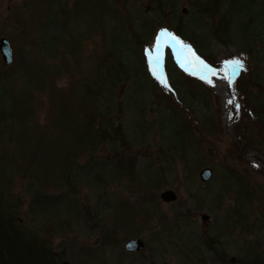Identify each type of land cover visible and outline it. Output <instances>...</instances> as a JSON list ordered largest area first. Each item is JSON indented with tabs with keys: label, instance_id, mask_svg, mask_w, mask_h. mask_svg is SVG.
<instances>
[{
	"label": "trees",
	"instance_id": "16d2710c",
	"mask_svg": "<svg viewBox=\"0 0 264 264\" xmlns=\"http://www.w3.org/2000/svg\"><path fill=\"white\" fill-rule=\"evenodd\" d=\"M137 1L24 0L17 4L20 11L14 15L13 35L8 36L16 44L22 37L20 29L32 32L34 37L27 44H31L42 62L49 60L50 64V69L45 68L38 76L31 75L27 81L32 97L41 91L53 93L57 90L55 81L62 74L73 75L75 70L79 71L77 62L72 64L71 60L84 41L94 33L102 40L92 79L88 78L76 91L72 88L77 102L66 112L67 120L31 121L34 110L28 109L21 97H14L7 89L0 93V241L10 244L8 254L0 250V264H63L65 253L54 249L42 228L57 219L66 223L80 218L82 204L70 197L75 187L88 188L96 197L90 218L81 221L86 226L88 222L89 232L93 231L99 238L90 253L82 250L87 260H96L101 248L115 243L113 234H103L101 222L121 226L119 231H124V225L133 224L134 208L122 197L110 198L107 189L114 178L119 182H133L136 164L127 153L145 136V128L148 129L141 111L150 97L159 103L171 99L183 108L180 111L183 115L173 110L156 120L165 137L164 145L160 143L159 151L156 150L158 155L189 161L193 176L214 159L224 162V154H218L217 141L191 140L190 134L194 131L190 132L185 122L202 121V131L214 135L219 130L218 97L205 82L182 71L169 51L163 64L167 87L159 82L147 62L148 44L143 37L148 36L154 23L168 24L210 66L208 42L211 38L220 44L236 45L247 58V71H242V66L236 83L241 80L246 87L256 88L245 93L246 101L255 109L250 121L256 136L264 129V0ZM139 2L140 9L144 5L152 9L135 12L133 8ZM146 12L153 13L150 21L145 19ZM7 79L3 76L0 84ZM123 84L130 92L120 99L116 90ZM129 110L141 117L134 125L133 136L121 122ZM238 118L236 115V121ZM46 130L49 133L43 135ZM257 138L234 139L231 148L236 150V147L239 153L247 145H264L263 139ZM205 143L207 153L201 155L200 146ZM102 147L108 150L105 155H100ZM40 153L46 162L41 161ZM79 157L87 161L80 163ZM45 166L51 171L47 177L46 173L33 177V169L43 168L45 172ZM225 168L220 176L221 193H233L235 204L228 209L222 225L234 231L240 219L247 217L245 209L254 197L249 181L246 186L240 179V172L248 167ZM52 175L54 180L50 181ZM159 176V169L153 171L147 165L139 178L135 177L137 192L144 195L142 202L146 208L157 206L152 202V193L156 190L152 182ZM20 182L21 190L17 189ZM49 186L59 189L60 193L49 194L53 191ZM257 203L261 211L259 221L263 223L264 201L260 198ZM242 214L245 217H240ZM61 229V224L56 226V230ZM197 241L198 244L189 241L187 245L202 246L201 252L210 257L209 264H264V249L257 242H243L236 252L229 241L210 232H205V237L202 235Z\"/></svg>",
	"mask_w": 264,
	"mask_h": 264
},
{
	"label": "rangeland",
	"instance_id": "374dc122",
	"mask_svg": "<svg viewBox=\"0 0 264 264\" xmlns=\"http://www.w3.org/2000/svg\"><path fill=\"white\" fill-rule=\"evenodd\" d=\"M22 1L24 0H0V37L8 38L13 46V60L10 65L5 66L0 55V79L3 76L8 77L7 80H1L0 93L3 89H7L14 97H21L28 109L34 110L31 121H65L68 118L66 112L77 102V100L75 101L76 88L83 86L86 80L91 78L92 72H94V65L101 49L100 42L102 38L98 37L97 33H94L92 37L83 42L82 48L78 50V54L72 56L73 59L71 60L72 64L75 61L77 62L79 71L75 70L73 75L62 74L55 81L56 91L53 93L48 91L36 93V91L34 92L36 93L35 97H32L28 93L27 81L31 75L35 74L34 76H38L42 74V71L45 72V68L50 69V64L49 60L47 62L43 60L42 62L40 55L32 48L31 44H27V41L29 42L34 37L32 32L29 31L28 33V31L23 30L24 28L20 29L22 37L19 38L16 44L14 43L15 45L8 36L10 35L9 33L13 35V28L15 27L13 25L14 15L18 13L16 11H20L17 4ZM139 5L140 2L134 6L135 12L143 9L146 11L147 9H152L148 5H144L143 9H140ZM151 18H153V13L146 12L145 19L150 21ZM137 21L135 20L136 23ZM161 28H166L178 37L172 29L168 28V24L161 26L154 23L151 29L148 30V36L143 35L148 44V56L161 67L163 52L165 49H169L177 65L185 73L205 82L218 97L219 130L214 135H209L202 131V121L185 122L190 126V132L194 131L193 137L190 134L191 140L195 138L200 139V142L202 140L206 142L209 139L217 141L218 154H224V162L223 160L217 161L214 159L208 165L203 166H208L213 171L212 179L208 183L203 184L198 177L201 168L195 171L193 176V172H191L192 164L189 161L182 162L177 159H169L168 156L158 155L160 143L165 137L162 135V130H160V122L156 120L159 119V116L162 118L167 116L173 110L181 113L180 111L183 108L171 99H167L168 102L164 100V102L159 103L158 100H153L152 97L148 98L141 111L142 120L146 122L148 129L145 128V136L139 139L136 146L127 153V156L132 157L136 164L134 166L135 177L139 178L140 172L143 173L147 165L151 166L153 171L159 169V178L154 179L152 182L156 186V190L152 193L154 196V201L152 202L156 203L157 206L153 208L144 207L142 202V196L144 195L137 192V179L134 176L132 183L124 180L119 182V179L114 178V183L110 184L107 189L110 198L115 195V197L126 199L130 206L134 208L136 217L133 219V224L124 225L125 232L123 230L119 231L121 226L114 227L115 225L108 221L101 222L104 228L103 234H113L116 238L115 243L114 245L101 248L100 257L96 259L98 261L87 260L82 250L85 253H90L98 245L99 238L93 231L89 232L87 227L90 224L88 222H86L88 224L86 226L81 221L90 218L92 209L96 205V197L95 192L88 188L75 187L70 197H74L79 204H82V213L81 211L78 212V218L79 216L80 218L66 223L57 219L42 228L44 236L52 243L54 249L65 253L66 257L63 261L66 263L209 264L210 257L202 253L203 250L201 252L202 246L195 248L187 245L189 241H194L198 244L197 240H200L202 235L205 237V232H210L211 235H216L224 238L227 242L229 241L234 247L233 250L238 247L237 251H239V247L242 246L243 242L245 244L248 241L257 242L264 249V221L263 223L259 221L261 211L259 209L260 205L257 203L260 198L264 201V145L260 147L247 145V148H244L241 154V152L237 153L236 147V150H232L230 144L234 139L244 141L250 137H258L257 139H263L264 142V129L256 136L257 132H255L254 127L252 128L253 122L250 120L251 116L254 115L255 109L252 103L246 101L245 95V93L254 91L256 88L252 86L246 87V83L241 80L236 83L239 78L238 72H240V68L243 66L244 69L242 68V71H247V58L236 45L220 44L210 37L211 39L208 42V50L211 53L209 61L212 63L211 67L215 70L214 72L202 71L200 61L206 62L187 44L183 52H180L179 48L173 49L170 45L162 46L160 61L157 63L155 61L156 51L154 45L156 36ZM232 60H239L242 66L225 63ZM231 66L236 67L235 76L238 75L235 78H231L228 74ZM61 72L64 73V71ZM202 75L204 79L201 78ZM229 80L231 84H229ZM206 81H211V83ZM236 84L237 89L235 88ZM128 90V86L123 84L118 87L116 94L121 99L129 94L130 91L128 92ZM237 105L239 106L238 111ZM236 115L239 116L238 121H236ZM141 117L133 111H125L121 117V122L125 124L128 134L134 135V125L138 123V119ZM48 131L46 130L43 135L45 133L48 134ZM209 136L212 138H208ZM162 145L164 144L162 143ZM207 147L208 144H201V155H206ZM157 149L158 153L156 152ZM107 151V148L102 147L100 155H105ZM241 155H243L242 160L240 159ZM40 159L46 162L43 153H40ZM78 160L80 163L87 161L83 157H79ZM243 165L247 166L248 169L246 171L238 170V172L241 171L240 179L242 184L246 186L249 181L252 187V192L250 193L254 198L245 209L247 217L245 220L240 219L233 231V228H223L222 224L228 209L235 204V197L231 192L223 191L221 193L222 181L220 176L226 169L225 166L241 169ZM45 167V172L43 168L33 169V177L39 173H46L47 177V173L51 171L48 170L47 166ZM138 172L139 174H137ZM49 180H54L53 175L49 177ZM21 187L22 183L20 187L17 186V189L21 190ZM48 188L53 190L49 194L56 195L60 193L57 188L52 189V186ZM164 189L174 190L177 194V199L171 203L162 202L159 194ZM203 213L208 216V219L202 222L201 214ZM59 224H61L62 229L56 230V226ZM221 231L223 232L222 235ZM134 236L144 240V250L140 253H127L123 248L124 241ZM0 250L8 254L10 244L0 241ZM72 251L73 255L70 257Z\"/></svg>",
	"mask_w": 264,
	"mask_h": 264
},
{
	"label": "water",
	"instance_id": "95a60500",
	"mask_svg": "<svg viewBox=\"0 0 264 264\" xmlns=\"http://www.w3.org/2000/svg\"><path fill=\"white\" fill-rule=\"evenodd\" d=\"M0 54L4 65L11 64L13 60V48L10 41L6 37H0ZM232 71H235L234 67H232ZM212 174V170L208 167H205L199 171L198 175L200 181L205 183L211 179ZM159 198L164 203H171L176 200L177 194L172 189H165L160 192ZM207 219L208 216L206 214H201L202 222ZM123 247L128 253H138L144 250V241L139 237H131L125 241ZM63 264L66 263L64 262Z\"/></svg>",
	"mask_w": 264,
	"mask_h": 264
},
{
	"label": "snow or ice",
	"instance_id": "6c2138e0",
	"mask_svg": "<svg viewBox=\"0 0 264 264\" xmlns=\"http://www.w3.org/2000/svg\"><path fill=\"white\" fill-rule=\"evenodd\" d=\"M171 46L173 49H178L180 50V52H183L184 48L187 47L186 45H184V42L182 40H180L179 37L175 36L173 33L169 32L166 28H161L159 33L156 36V41H155V51H156V56H155V61L157 63H159L160 61V55H161V47L162 46ZM147 52V50H146ZM197 59H199L197 57ZM201 66H202V71L203 72H214L215 70L208 64L204 63L203 61H200ZM225 63L228 64H234V65H241V62L239 60H232V61H226ZM202 79H204V76H201ZM157 79H159V77H157ZM208 83H211V81H206ZM161 83H164L163 81H161ZM229 84H231V81L229 80ZM165 87H167V85L165 84ZM239 106L237 105V108Z\"/></svg>",
	"mask_w": 264,
	"mask_h": 264
}]
</instances>
